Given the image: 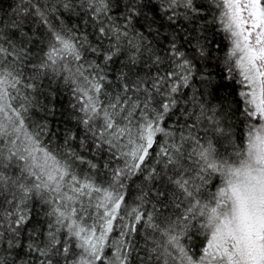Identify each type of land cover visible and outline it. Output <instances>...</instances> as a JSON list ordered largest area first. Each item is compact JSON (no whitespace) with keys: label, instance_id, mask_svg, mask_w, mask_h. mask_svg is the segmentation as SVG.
<instances>
[{"label":"snow or ice","instance_id":"snow-or-ice-1","mask_svg":"<svg viewBox=\"0 0 264 264\" xmlns=\"http://www.w3.org/2000/svg\"><path fill=\"white\" fill-rule=\"evenodd\" d=\"M0 264H264V0H18Z\"/></svg>","mask_w":264,"mask_h":264},{"label":"trees","instance_id":"trees-1","mask_svg":"<svg viewBox=\"0 0 264 264\" xmlns=\"http://www.w3.org/2000/svg\"><path fill=\"white\" fill-rule=\"evenodd\" d=\"M18 3V0H0V18H4L5 20L10 19L13 17V13L16 9V5ZM66 22L71 25L74 23H78V20L75 17H66ZM207 35H209V37H212V33L209 32ZM216 42H221V37L219 35H216L214 37ZM47 81H44V84L47 85ZM64 103L66 105L67 103V99L66 97L64 98ZM139 182V181H138ZM201 243V238L196 237L191 241L187 242V246L192 248L193 251H195Z\"/></svg>","mask_w":264,"mask_h":264}]
</instances>
